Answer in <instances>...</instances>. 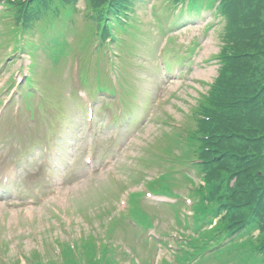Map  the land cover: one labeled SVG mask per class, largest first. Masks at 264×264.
Wrapping results in <instances>:
<instances>
[{
	"label": "rangeland",
	"instance_id": "1",
	"mask_svg": "<svg viewBox=\"0 0 264 264\" xmlns=\"http://www.w3.org/2000/svg\"><path fill=\"white\" fill-rule=\"evenodd\" d=\"M133 1L135 2L134 14L140 29L136 31V38L122 34L123 36L125 35L127 41L125 46L128 50L124 53L126 55V63H123L122 66L125 71L131 70L132 72L137 89L136 98L139 101L150 100L157 112L150 114L142 132L138 136L131 131L122 138L127 143L130 142V145L124 148V151L107 167L110 171L100 175L86 173L81 177H77L78 168L82 165V158L86 149L90 148L92 143H97V146L99 144L104 145L107 138H105V131L99 129V127L93 133L87 132L82 121L83 114L79 113L78 106L73 105V101L67 98L70 93V83L66 81L71 74V61L69 58V68L66 74L63 75L62 73L59 74V72H52L53 62L43 50L37 52V61L40 67L36 69L35 78L39 86L44 91L43 84L46 85L50 82L51 85H57L61 79L58 85L61 96L57 94L56 96L57 99L65 101L48 99L45 104L37 108L35 107L34 97L32 101L34 103V106L32 105L33 114L31 111L26 110V103H21V116L19 117L18 125H15L13 121V106L7 108L5 115L0 121V138L8 140L0 144V153L5 145L11 142L18 145L19 149L23 148L22 151L27 153L30 158L28 162L29 170L19 177H26V174L32 173L33 168L40 167L42 168V173L46 175L45 179L49 181V187L45 189L42 199H38L32 192L26 191L21 182L17 180L10 187V190L14 191L15 197L13 199V195H10L9 201L11 202L12 199L13 201L9 205L5 204V201L0 202V238L8 241L10 251H6V254L10 259L13 258L16 264H27L21 259L18 251L19 245H22L30 253L34 250V247L47 250L48 242L53 239H68V234L62 231L57 224L56 210L65 218L61 216V219L68 221L70 230L74 232L76 237L80 236V232L84 230L83 227L88 232V224L83 221L80 209L81 207L90 208L89 212L94 214L92 209L100 207L99 205L105 202L94 189L100 184H109L112 180L111 173L114 172L121 179H125L129 186L138 188L139 185L129 179L127 166L129 163H133L135 169H144V162L137 159V155L141 151L137 146L147 144L148 140L154 142L162 131H165V128H163L165 127L164 123L154 124L152 121L166 116L186 121V113L191 111V108L196 103L198 93L204 92L208 88L200 81H213L220 71V65L215 61H209L210 58L220 53L226 43L250 42V40H244L231 31L227 17L223 14L220 15V18L214 15L211 16L209 11L188 15L178 26L177 30L171 33L176 36L172 46L176 53L185 55L187 52L185 47L194 40L198 42L196 53L187 55L182 60V74L179 78L167 80L166 88L161 87L162 71L159 67L157 50L164 44V40L163 32L159 30L158 23L161 18H165L168 15L166 5L163 0ZM247 2L250 6L248 21L243 22L247 26L250 25V28L256 33L255 40L260 47V54L253 55L254 62L257 61V64L264 66V0H247ZM73 5L76 12L71 19L72 25L85 29V25L89 23L85 1L76 0ZM1 14H5V12H1ZM210 25L214 26L209 27ZM36 27L35 38L32 37L30 30L26 29L25 40L27 47L32 45L41 47L43 45V40L39 38L40 21L36 22ZM3 30L5 28L0 22V32H3ZM10 34L13 36L12 29ZM2 37L3 34L0 33V38ZM12 42L13 46L11 44L0 46V61L13 50L16 41L13 40ZM28 51L31 53L32 49ZM252 52L254 53V50ZM38 63L36 62V65ZM20 64L18 62L10 68H8L7 63L0 65V98L4 102L11 95L5 90L1 91V88L9 83H18L20 74L14 76V78H10V76L15 73L14 71ZM5 68H7V71L4 70ZM9 79L10 81L6 83ZM158 88H162L160 92H158ZM160 96L163 97L159 103L162 105L161 108L158 107ZM97 97L99 100L104 95L98 93ZM54 98L55 96L52 99ZM187 98L194 103L189 104L186 101ZM52 138L58 140L59 153L61 154L56 161L55 170L50 169V167L44 168L40 164L42 141ZM15 153L17 151L13 155ZM150 170L157 171L154 168H150ZM144 180L155 192L169 193L170 195H174L178 189L183 187V182L179 180V177L174 176L165 177V183H162L160 178L146 180L144 177ZM33 182L29 180V183ZM106 188L107 185H104V191ZM54 189H56L55 194ZM110 189L106 191L109 192ZM196 192H200L198 184H196L194 192H189L196 200L194 205L196 213H194L192 220L194 225L197 224L198 219L206 216L202 205L200 206L197 203ZM35 200L36 202H34ZM113 204L116 207L111 208L110 206V208L114 210L108 209V212L103 213L106 219L104 222L109 221L108 216L119 212L120 206L117 205L116 201ZM128 204L130 206L128 216L118 214L111 218V226L114 231L113 238L118 241L117 246L119 247L114 253L115 256L122 248L121 240H129L130 242L128 243L136 252L139 250L138 245L144 243V253H147L148 249H151L152 253L159 248L157 233L170 235L171 230L182 232L181 227L188 226L186 220L183 223L180 222L179 208L176 203L151 205L144 199L143 194L132 192ZM123 222H125L126 227L121 226ZM62 223H64L63 220ZM153 230H156V232H153ZM255 233L257 231H254ZM143 235L144 242H131ZM162 240L164 242L169 241L163 238ZM56 243L60 244V242ZM78 244L81 246V242H78ZM62 249H65L63 245ZM126 256L128 255L126 254ZM31 258L30 264H58L53 256L43 259L37 253H33ZM75 264L86 263L85 260H82L77 261ZM208 264L217 263L209 262Z\"/></svg>",
	"mask_w": 264,
	"mask_h": 264
},
{
	"label": "trees",
	"instance_id": "2",
	"mask_svg": "<svg viewBox=\"0 0 264 264\" xmlns=\"http://www.w3.org/2000/svg\"><path fill=\"white\" fill-rule=\"evenodd\" d=\"M128 1L112 0V9L116 12L124 8L123 4L128 5ZM236 4L245 11L244 21H248L250 6L247 0H234L231 7ZM243 23L240 31L230 29L250 42L226 43L219 54V75L209 91L202 95L200 111L211 118L210 133H216L218 138L214 156L221 154L220 159L229 161L231 171L245 175L246 183L237 181L241 190L239 200L253 209L257 201H264V66L254 62L253 58L254 54H260L256 33L250 25ZM208 122L200 120L198 130L208 126ZM219 170L226 175L223 168L219 167ZM258 171L262 172L261 176ZM251 220L264 225V212L252 216ZM254 241L259 242L258 239ZM263 244L261 241L258 245Z\"/></svg>",
	"mask_w": 264,
	"mask_h": 264
}]
</instances>
